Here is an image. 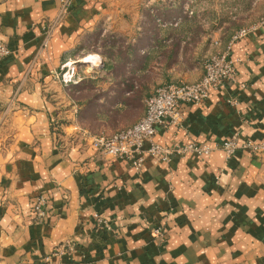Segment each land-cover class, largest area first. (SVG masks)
I'll return each instance as SVG.
<instances>
[{
	"label": "crops",
	"instance_id": "1",
	"mask_svg": "<svg viewBox=\"0 0 264 264\" xmlns=\"http://www.w3.org/2000/svg\"><path fill=\"white\" fill-rule=\"evenodd\" d=\"M93 1L99 0H72L45 54L68 48L75 29L93 22ZM60 11V0H0L8 58L19 46L28 50L32 40H43ZM233 55L243 61L237 82L213 90L204 103L182 105L183 127L159 128L158 142L215 145L237 133L241 141H264V29L237 41ZM22 97L42 108L31 116L36 122L30 132L42 142L8 164L16 171L0 191V264L263 262L264 150L239 149L231 157L222 150L190 153L170 162L148 157L141 172L103 153L81 161L76 150L63 157L49 142L52 106L37 94ZM231 97L240 100L238 107L227 102ZM40 195L48 200L47 215L35 223L31 208ZM99 217L111 222L110 230L100 227ZM154 226L166 229L164 243L151 234ZM66 239L75 241L76 251L47 261Z\"/></svg>",
	"mask_w": 264,
	"mask_h": 264
},
{
	"label": "rangeland",
	"instance_id": "2",
	"mask_svg": "<svg viewBox=\"0 0 264 264\" xmlns=\"http://www.w3.org/2000/svg\"><path fill=\"white\" fill-rule=\"evenodd\" d=\"M70 6L47 23L44 39L32 40L30 49L19 46L10 58V52L0 53V191L14 178L16 168L8 164L42 142L31 135L36 122L31 116L42 108L23 95L37 94L52 106L49 142L63 157L76 150L81 161L103 154L114 159L95 150L90 137L135 123L158 86L193 82L204 74L206 59L218 49L216 41L225 43L264 12V0L93 1L89 11L93 22L80 25L71 45L49 56L43 51L50 46L53 30L71 12ZM0 43L10 51L3 37ZM31 209L33 213V205ZM42 220L34 214L33 222ZM97 222L111 229L106 218ZM156 227L163 235L153 234ZM151 234L161 243L167 240L163 226H154ZM67 242L75 244L66 239L57 247Z\"/></svg>",
	"mask_w": 264,
	"mask_h": 264
},
{
	"label": "built area",
	"instance_id": "3",
	"mask_svg": "<svg viewBox=\"0 0 264 264\" xmlns=\"http://www.w3.org/2000/svg\"><path fill=\"white\" fill-rule=\"evenodd\" d=\"M60 1L63 11L67 10L72 3V0ZM260 29H264V12L257 22L236 31L224 46L216 41L218 49L206 59L204 74L199 80L168 82L158 86L155 92L146 99L145 113L140 119L112 134L91 136L92 147L111 158L126 160L137 172L143 170L148 157H158L164 162H170L172 157L177 155L185 156L195 153L209 156L215 150L224 151L227 157L233 156L239 149L249 150L252 153L263 151L264 141L254 142L250 139L241 141L238 133L215 145L197 141L164 145L156 140L159 128L183 127L182 105L204 103L210 98L213 90L237 82L238 65L243 61L233 55L234 45L237 41L253 35ZM9 52L7 46L0 43V53L5 55ZM227 102L234 107H238L240 104L239 99L232 97ZM47 202L46 196L40 195L33 203V213L41 220L47 215ZM105 225L110 228L108 223ZM153 234L155 236L163 235L161 227L154 228ZM75 250L74 243H64L47 256L46 260L49 261L52 256L64 255ZM261 264H264V260Z\"/></svg>",
	"mask_w": 264,
	"mask_h": 264
},
{
	"label": "trees",
	"instance_id": "4",
	"mask_svg": "<svg viewBox=\"0 0 264 264\" xmlns=\"http://www.w3.org/2000/svg\"><path fill=\"white\" fill-rule=\"evenodd\" d=\"M231 37H232V35L230 36V38H231ZM230 38H229V39H230ZM229 39H228L225 43H222V45L224 46V45L229 41ZM216 51H217V49L215 48V50H214L212 53H214V52H216ZM212 53H211V54H212ZM211 54H210V55H211ZM210 55H209V56H210ZM145 109H146V106H145ZM127 127H128V126H127ZM124 128H125V127H124Z\"/></svg>",
	"mask_w": 264,
	"mask_h": 264
}]
</instances>
